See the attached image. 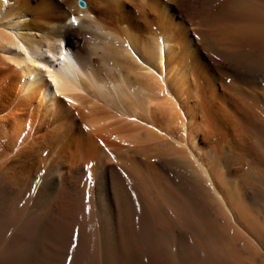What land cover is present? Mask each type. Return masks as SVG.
Segmentation results:
<instances>
[{"label":"bare ground","instance_id":"6f19581e","mask_svg":"<svg viewBox=\"0 0 264 264\" xmlns=\"http://www.w3.org/2000/svg\"><path fill=\"white\" fill-rule=\"evenodd\" d=\"M0 264H264V0H0Z\"/></svg>","mask_w":264,"mask_h":264},{"label":"snow or ice","instance_id":"6c2138e0","mask_svg":"<svg viewBox=\"0 0 264 264\" xmlns=\"http://www.w3.org/2000/svg\"><path fill=\"white\" fill-rule=\"evenodd\" d=\"M69 23H71L73 26H75L77 24V20L75 17H71L69 19ZM21 51H23V48L21 47ZM25 55L27 56L28 54L25 52ZM29 63H33V61L29 60ZM35 68L37 69H43L44 72H49V69H47L45 67L44 64H41V63H35ZM48 79L51 81V83L53 85L56 84V79L51 75V73L49 72V76H48ZM57 95H60V93H57ZM69 103H72V101H68Z\"/></svg>","mask_w":264,"mask_h":264},{"label":"water","instance_id":"95a60500","mask_svg":"<svg viewBox=\"0 0 264 264\" xmlns=\"http://www.w3.org/2000/svg\"><path fill=\"white\" fill-rule=\"evenodd\" d=\"M79 4H80V5H83V2H82V1H79Z\"/></svg>","mask_w":264,"mask_h":264}]
</instances>
